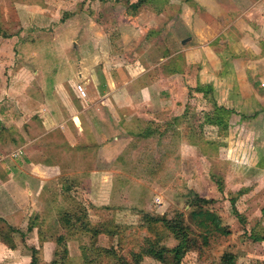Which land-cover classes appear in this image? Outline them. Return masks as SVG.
Returning a JSON list of instances; mask_svg holds the SVG:
<instances>
[{"label":"rangeland","instance_id":"obj_1","mask_svg":"<svg viewBox=\"0 0 264 264\" xmlns=\"http://www.w3.org/2000/svg\"><path fill=\"white\" fill-rule=\"evenodd\" d=\"M138 1L0 0V109L3 110L0 118H3L2 125L7 126L2 130L6 131V140L11 136L10 130H26L23 123H27L26 117L31 110L29 117L32 114L33 117L29 118L28 126L41 135L39 121L35 118L38 115L34 113L42 110V105L53 102L52 93L58 85L65 87L68 93L71 83L78 82L79 73L95 79L94 85L97 77L99 83L104 81L106 62L109 68L112 62L119 68L128 62L144 70L153 66L152 62L175 56L176 59L165 60L160 76L151 74L154 80L157 77L163 79L162 85L166 87L163 90L170 91L172 97L165 101L166 106L161 104L164 111L161 108L158 114H147L145 118L155 119L161 125L177 124L181 134L191 127L196 136L193 138L198 141V154L194 160L184 161L185 165L178 161L176 175L167 177L168 190L163 193L153 191L146 195L130 183L129 188L121 190L124 186L116 175L115 187L111 184L114 177L110 175L94 178L93 184L91 177L88 180L83 174L75 178V183L66 177L65 191L59 193V198L53 196L54 214H49L53 211L50 209L44 219L58 218L60 221L65 212L84 209L94 226L102 225L104 231L108 229L115 234L95 237L81 232L75 237L69 234V227H54L53 238L66 233L68 247L76 253L71 259L69 253V257L59 264H84L83 250L91 259L90 264H135L134 253L140 252L147 237L154 239L157 236L163 246L174 248L178 242L170 231L162 224L146 221V217L166 215L173 219L178 213H184L192 235L199 241V249L189 251L182 264H221L222 256L227 252L236 255L237 264H264V242H254L251 237L255 229H264V112H255L251 106L242 111L238 99L235 101L234 95L226 94L221 101L230 109L224 107L230 112L228 123L231 128L226 139L220 137L218 128L206 123V114L212 113L213 103L207 102L205 94L196 89L211 86L206 85L211 75V80L221 83L227 93L232 91L234 80L218 79L213 75L218 72L217 66L207 53L204 54L208 58H204L206 64H201L199 54L190 52V40L183 42L192 37L185 29L191 18L194 21L212 18L215 31L229 30L233 21L240 20L239 15L233 18L229 13L240 11L248 0H140L142 5L134 13L131 4ZM208 9H214L216 17L209 15ZM263 12L264 6L251 14L249 20L252 21L248 20V23L262 17L264 20ZM201 13L205 16L201 17ZM246 16L241 20L247 19ZM245 21L240 22L241 25ZM257 21L255 24L259 23ZM236 31L239 33L238 28ZM220 41L225 40L221 38ZM144 55L149 58V63H145ZM80 62L83 63L79 65ZM203 65L208 66L205 73ZM90 67L93 72L89 71ZM73 91L71 89V93ZM86 93L89 96L88 89ZM170 105L172 108L168 111ZM20 107L30 111L27 115L21 112L19 117L16 110H22ZM241 112L246 114L239 120ZM165 129L168 127L162 131ZM186 137L182 135L179 140L185 141ZM91 156L92 153H87L80 159L77 169L86 171L93 166L95 161ZM112 161L110 157L106 158L107 164ZM109 181L110 184H106ZM89 183L90 188L94 186L93 191H89ZM143 186L156 187L149 181ZM194 193L212 201L205 209L216 213L224 225L229 226L230 236L213 234L209 236L208 245L204 244V233L190 218L192 210L188 204ZM91 195L100 205L109 204V197H112L111 204L95 208L91 204ZM52 241L57 242L56 239ZM47 259L46 264H50V256ZM139 264L161 263L146 257Z\"/></svg>","mask_w":264,"mask_h":264},{"label":"crops","instance_id":"obj_2","mask_svg":"<svg viewBox=\"0 0 264 264\" xmlns=\"http://www.w3.org/2000/svg\"><path fill=\"white\" fill-rule=\"evenodd\" d=\"M263 6L264 0H248L240 11L230 12L233 18L239 15L240 20L233 21L227 31H215L211 25L212 18H204L203 21L191 18L186 23L185 29L191 32L192 37L184 41L190 40V52L199 54L201 64L205 62L204 58L208 59L204 55L207 53L218 69L213 75L222 80H234L232 91L227 93L221 83L211 80V75L205 81L206 85L212 86L211 96L219 107H225L221 99L228 94L234 95L235 101L238 99L242 111L251 106L255 112H264V20L263 17L258 21L252 17L255 20L248 23L251 14ZM208 13L216 17L214 9H208ZM203 14L201 17L205 16ZM245 15L247 19L241 20ZM244 20L246 23L241 25ZM256 21L259 23L255 24ZM221 38L225 41H220ZM143 59L149 63L145 55ZM172 59H176L175 56L161 58L144 70L128 62L120 65L122 68L114 67L112 62L109 68L106 62L104 81L99 83L95 75V87L92 85L95 79H89L83 73L78 74L77 83L75 80L71 83L73 93L71 89L67 93L65 87L58 85L52 93L53 102L42 105L43 109L34 113L38 115L35 118L39 121L41 135L28 126L29 118L33 117V114L29 117L32 110L28 108L16 110L19 117L21 112L27 115L26 112L30 111L27 123H23L26 130H10L8 140L4 136L6 131H2L7 126L2 125L3 118H0V264H31L33 248L41 251L43 264L48 262L49 256L51 264L57 249V243L54 244L52 239L59 237L53 238L51 232H55L54 227L60 226V221L58 218L52 221L44 218L50 209L53 211L49 214H54L53 196L59 198V193L65 191L66 177L75 183V178L83 174L88 180L91 177L93 184L94 178L110 175L114 177L111 184L115 187L116 175L124 186L121 190L129 188L130 183L131 187L145 194L153 191L163 193L168 190L167 177L176 175L178 161L185 165L184 161L194 160L198 154L196 139L186 137V133L181 134L177 124L161 125L155 119L145 118L147 114H158L161 108L164 111L161 104L166 106L172 97L170 91L163 90L166 87L162 85V78L154 80L151 77V74L160 76L165 60ZM90 68L89 71L93 72ZM202 69L205 73L208 66L203 65ZM168 74L171 72L168 71ZM77 85L88 89L89 96L82 98ZM171 108L172 105L167 108L168 111ZM244 113L238 114L239 120ZM166 127L168 129L162 131ZM182 135L186 137L185 141L179 140ZM1 152L4 154L1 155ZM87 153H92L95 164L90 165L92 170L80 171L77 164ZM108 157L113 161L107 164ZM145 181L156 187L143 186ZM88 186L89 191L94 190V186L90 188V183ZM91 197L95 208L109 206L112 201L109 197V204L100 205L94 200V195ZM73 253L75 250L70 251V259Z\"/></svg>","mask_w":264,"mask_h":264},{"label":"trees","instance_id":"obj_3","mask_svg":"<svg viewBox=\"0 0 264 264\" xmlns=\"http://www.w3.org/2000/svg\"><path fill=\"white\" fill-rule=\"evenodd\" d=\"M141 5L142 1L140 0L131 4L134 13H136V9H138ZM196 91L204 93L207 101L213 103L214 109L212 110V113L206 114V123L210 126L218 128L220 137H224V139H226L230 127L228 123V116L230 115V112L214 103L213 97L211 96L213 92L212 86L197 88ZM186 136L196 137L194 136V133H192L191 127L187 129ZM64 181L67 182L68 180L65 179ZM209 202L211 203L212 201H208L207 199L200 197L197 193H194L193 200L188 204L192 210L190 213L192 224H194L198 230L204 233L203 240L204 244L207 245L210 235L218 234L220 236L228 237L232 234L229 226L224 225L223 220L216 213L205 209L206 204ZM71 205L76 206L73 203ZM146 221H149L155 225L162 224L166 230L170 231L178 244L174 248H168L162 245L161 239L157 238V236L154 239L152 237H147L148 239L142 245L140 252L134 253L136 260L135 264L141 263L146 257H150L161 264H182L183 259L189 251L199 249L197 248L199 241L192 235V229L187 225L184 213H178L173 219H169L166 217V215H161L158 217L147 216ZM60 225H62L64 229L65 227H69V234L75 237L77 236V233L81 232L91 234L95 237L100 234H115L108 229L104 231L102 229L104 226L102 225L94 226L93 222L88 219V214L84 209L83 211L81 209L78 211L75 210L73 213L65 212V214L60 219ZM99 227H101V229H99ZM151 229L154 231L156 228L153 225ZM251 237L253 238L254 242H264V229L262 231L255 229ZM40 241L42 242L43 239H40ZM56 241L57 249L54 253L52 264L64 262L63 260L67 256L69 257L70 253V248L68 247L69 240L66 233L61 234ZM81 255L84 259V264H90L89 261L91 259H89L88 254L84 252V250L81 251ZM58 258H60L61 261ZM31 264H43V257L40 250L35 248L32 249ZM221 264H237L236 255L231 252L224 253L221 259Z\"/></svg>","mask_w":264,"mask_h":264},{"label":"built area","instance_id":"obj_4","mask_svg":"<svg viewBox=\"0 0 264 264\" xmlns=\"http://www.w3.org/2000/svg\"><path fill=\"white\" fill-rule=\"evenodd\" d=\"M77 91H78L79 95L82 98H86L87 97L86 90H85V88L82 85H77Z\"/></svg>","mask_w":264,"mask_h":264},{"label":"water","instance_id":"obj_5","mask_svg":"<svg viewBox=\"0 0 264 264\" xmlns=\"http://www.w3.org/2000/svg\"><path fill=\"white\" fill-rule=\"evenodd\" d=\"M186 41H184V43H185Z\"/></svg>","mask_w":264,"mask_h":264}]
</instances>
